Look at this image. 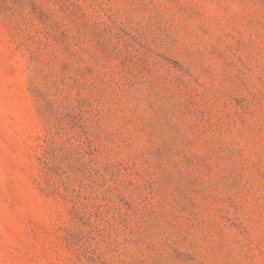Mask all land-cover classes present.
<instances>
[{"label":"rangeland","instance_id":"374dc122","mask_svg":"<svg viewBox=\"0 0 264 264\" xmlns=\"http://www.w3.org/2000/svg\"><path fill=\"white\" fill-rule=\"evenodd\" d=\"M0 264H264V0H0Z\"/></svg>","mask_w":264,"mask_h":264}]
</instances>
